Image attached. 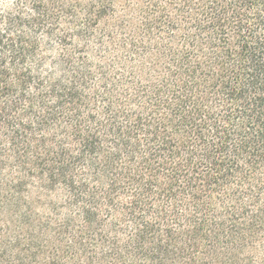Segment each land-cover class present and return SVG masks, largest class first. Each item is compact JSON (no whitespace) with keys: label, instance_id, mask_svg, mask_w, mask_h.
Wrapping results in <instances>:
<instances>
[{"label":"trees","instance_id":"1","mask_svg":"<svg viewBox=\"0 0 264 264\" xmlns=\"http://www.w3.org/2000/svg\"><path fill=\"white\" fill-rule=\"evenodd\" d=\"M0 264H264V0H0Z\"/></svg>","mask_w":264,"mask_h":264},{"label":"rangeland","instance_id":"2","mask_svg":"<svg viewBox=\"0 0 264 264\" xmlns=\"http://www.w3.org/2000/svg\"><path fill=\"white\" fill-rule=\"evenodd\" d=\"M119 1L121 2L122 0H119ZM134 1H136V0H134ZM118 10H119V11L122 10L121 5H120V7L118 8Z\"/></svg>","mask_w":264,"mask_h":264}]
</instances>
